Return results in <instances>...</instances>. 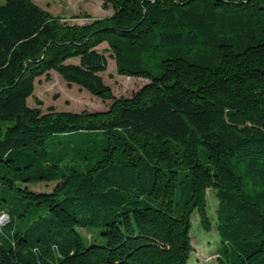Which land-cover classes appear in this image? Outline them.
<instances>
[{"label": "trees", "instance_id": "1", "mask_svg": "<svg viewBox=\"0 0 264 264\" xmlns=\"http://www.w3.org/2000/svg\"><path fill=\"white\" fill-rule=\"evenodd\" d=\"M103 1L84 24L0 3V264H190L194 213L217 264H264V0ZM50 71L109 107L29 106Z\"/></svg>", "mask_w": 264, "mask_h": 264}, {"label": "rangeland", "instance_id": "2", "mask_svg": "<svg viewBox=\"0 0 264 264\" xmlns=\"http://www.w3.org/2000/svg\"><path fill=\"white\" fill-rule=\"evenodd\" d=\"M4 0H0V3ZM37 6L48 11L52 15H57L68 23L84 24L96 18H102L112 14L113 9L110 4H105L103 0H32ZM107 44L102 43L97 47L102 52L107 61V68L101 72L104 82L111 88L116 97L131 96L136 90L147 81L141 77H127L116 72L114 59ZM35 99L41 102L36 103ZM111 101H103L99 97L92 95L88 91L80 88L76 84L68 85L56 72L50 71L49 78L41 76L35 80L32 96L27 99V104L31 107L37 105L42 110L53 108L57 111H100L109 107ZM55 181L38 182L28 184L27 188L35 192H50ZM217 200L212 191L207 194L208 213L214 218ZM8 218L5 214H0V226H5ZM91 228V227H89ZM82 230V231H81ZM80 231L85 236L88 230L82 228ZM191 242L194 247L190 254V264H217L215 250L221 243L215 232V228L206 231L198 221L197 213L192 215V227L190 231Z\"/></svg>", "mask_w": 264, "mask_h": 264}]
</instances>
